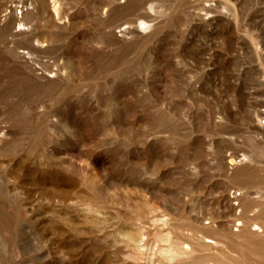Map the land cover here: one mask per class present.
Instances as JSON below:
<instances>
[{
    "label": "rangeland",
    "instance_id": "obj_1",
    "mask_svg": "<svg viewBox=\"0 0 264 264\" xmlns=\"http://www.w3.org/2000/svg\"><path fill=\"white\" fill-rule=\"evenodd\" d=\"M263 228L264 0H0V264H264Z\"/></svg>",
    "mask_w": 264,
    "mask_h": 264
},
{
    "label": "bare ground",
    "instance_id": "obj_2",
    "mask_svg": "<svg viewBox=\"0 0 264 264\" xmlns=\"http://www.w3.org/2000/svg\"><path fill=\"white\" fill-rule=\"evenodd\" d=\"M237 197H240V195H236L234 197L235 200L238 201L239 199H237ZM253 218H254V216L252 214V215L247 216L245 218V220H243L244 219L243 215H240L238 219H235L234 222H237V221L240 222L239 225L237 226L238 233H249V234H254V235L259 234L260 233L259 231H261L262 226H260L259 224H256V222L255 223H252L251 221L253 220ZM234 227H235V225L232 226V228H234ZM205 243H206V245H211V244L213 245L214 244L210 240H207V242H205Z\"/></svg>",
    "mask_w": 264,
    "mask_h": 264
}]
</instances>
